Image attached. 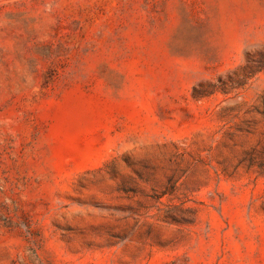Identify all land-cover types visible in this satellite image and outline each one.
I'll return each mask as SVG.
<instances>
[{"label":"rangeland","instance_id":"374dc122","mask_svg":"<svg viewBox=\"0 0 264 264\" xmlns=\"http://www.w3.org/2000/svg\"><path fill=\"white\" fill-rule=\"evenodd\" d=\"M0 264H264V0H0Z\"/></svg>","mask_w":264,"mask_h":264}]
</instances>
